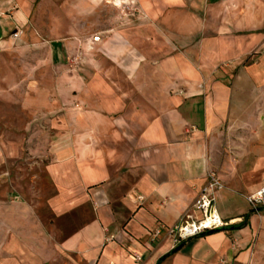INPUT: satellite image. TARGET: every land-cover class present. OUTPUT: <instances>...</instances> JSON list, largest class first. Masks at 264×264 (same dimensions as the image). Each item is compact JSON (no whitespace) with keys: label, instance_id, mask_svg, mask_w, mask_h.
<instances>
[{"label":"crops","instance_id":"crops-1","mask_svg":"<svg viewBox=\"0 0 264 264\" xmlns=\"http://www.w3.org/2000/svg\"><path fill=\"white\" fill-rule=\"evenodd\" d=\"M36 19L62 73L14 106L47 115L27 125L42 139L0 125V264H264L247 198L264 187V0H0V45ZM40 156L50 186H12ZM212 170L226 225L153 239Z\"/></svg>","mask_w":264,"mask_h":264},{"label":"rangeland","instance_id":"rangeland-1","mask_svg":"<svg viewBox=\"0 0 264 264\" xmlns=\"http://www.w3.org/2000/svg\"><path fill=\"white\" fill-rule=\"evenodd\" d=\"M36 5V8H38V2ZM59 5L62 6L63 3L61 2ZM8 12L6 13L8 14ZM37 25L45 26L44 20L36 19L30 25L27 24L19 29L17 28L18 30L15 32L13 29L10 30L4 38L5 42L0 45V92H6V97H0V125L2 126L4 123L10 125L11 128L13 127L7 132L11 138L19 137L36 141L42 138H40L37 130H30L27 125L30 122L34 124L37 122L39 124L45 123L47 115L36 116L31 114L25 107L14 109V106L19 105L20 102L25 105L30 93L36 91L37 83H32L36 77L41 78L46 74L57 75L62 73L57 62L54 67H48L51 56L47 46L54 42H48L45 35L39 34L36 31ZM27 27L31 29L27 30ZM17 31L20 32L18 37L15 36ZM30 32H32L31 35ZM14 125H16V128ZM19 127L20 129H18ZM37 159L38 162L36 163L35 160L30 162V159L24 158L23 162L16 166L18 174H14L10 180L12 186L24 188L31 196H34L39 189L50 186L45 175L47 159L43 156L37 157ZM61 229H63L64 234H67L75 227Z\"/></svg>","mask_w":264,"mask_h":264},{"label":"built area","instance_id":"built-area-1","mask_svg":"<svg viewBox=\"0 0 264 264\" xmlns=\"http://www.w3.org/2000/svg\"><path fill=\"white\" fill-rule=\"evenodd\" d=\"M19 34L20 32L17 31L15 36L18 37ZM93 39L100 41L101 36L95 35ZM207 177L208 182L200 189L192 208L182 215L179 223L171 227L161 224L154 230L153 239L158 238L166 230L168 235L173 238L174 244L178 245L207 231L226 225L216 208L217 192L224 188V183L217 171H209ZM247 198L254 208L264 207V187L248 195ZM113 238L114 235H110L108 240ZM136 259L139 261L140 255H136Z\"/></svg>","mask_w":264,"mask_h":264},{"label":"trees","instance_id":"trees-1","mask_svg":"<svg viewBox=\"0 0 264 264\" xmlns=\"http://www.w3.org/2000/svg\"><path fill=\"white\" fill-rule=\"evenodd\" d=\"M175 250H176V249H175ZM175 250H174V251H175Z\"/></svg>","mask_w":264,"mask_h":264}]
</instances>
